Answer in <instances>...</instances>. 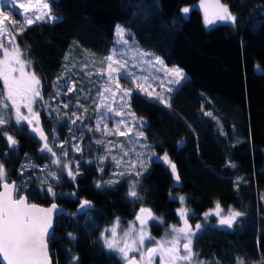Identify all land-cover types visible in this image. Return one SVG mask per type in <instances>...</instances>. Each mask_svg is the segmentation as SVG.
Listing matches in <instances>:
<instances>
[{"label": "trees", "instance_id": "16d2710c", "mask_svg": "<svg viewBox=\"0 0 264 264\" xmlns=\"http://www.w3.org/2000/svg\"><path fill=\"white\" fill-rule=\"evenodd\" d=\"M196 2L51 0L52 15L59 20L33 24L15 34L16 42L32 61L31 70L41 78L44 100L52 104L59 100L53 85L68 53L74 48L73 53L77 49L95 59L105 58L116 25H123L139 48L159 57L165 67L183 71L197 92V120L203 129L196 139L166 108L133 92L130 111L137 119L142 118L139 129L145 138L140 141V147L145 145L140 149L145 159L141 175L97 188V182L108 175L107 160L100 176L94 164H87L90 156L84 154L78 164L80 174L75 180L61 177L53 186L55 197L39 191L33 178L18 195L43 207L56 203L65 211L55 220L48 240L52 264H73V256L79 258L78 264H118L101 248V230L117 219L132 221L145 207L161 222L156 225L148 221L150 233L157 235L162 227L177 223L178 204L173 196L185 197V209L195 216L214 209L217 201L224 211L231 207L243 213L233 228H204L194 238L193 250L199 260L205 264H237V258H241L245 264H264V0H220L237 22L209 29L203 28L195 8L185 17L180 13L181 8ZM89 90L81 108L87 109L86 124L94 130L95 99L93 89ZM70 96L75 101V95ZM56 122L40 114L41 127L49 140L56 129L64 141L71 126L66 117L60 124ZM5 127L8 134H14L18 147L10 149L6 137L0 134V163L7 170L9 182L19 186L20 167L25 163L43 165L48 157L26 125L11 123ZM92 132L86 131L84 143L89 144ZM165 153L176 165V185L171 171L152 158ZM131 181H138L139 200L128 196ZM82 200L90 201L91 206L87 213L77 216Z\"/></svg>", "mask_w": 264, "mask_h": 264}, {"label": "snow or ice", "instance_id": "6c2138e0", "mask_svg": "<svg viewBox=\"0 0 264 264\" xmlns=\"http://www.w3.org/2000/svg\"><path fill=\"white\" fill-rule=\"evenodd\" d=\"M8 4H11L14 9H23V19L18 22L0 11V84H2L0 86V134L6 137L10 149L18 147V141L14 134H8L5 127L11 124L14 119L15 125H27L31 132L39 137V140L43 142L40 151L50 153L51 164L56 166L55 171L50 170L48 165L41 169L46 173V178L41 180V184H47V193L55 197L53 184L49 183L48 179L59 183L60 176L57 173L66 170L68 177L75 180L76 176L80 174L79 168L73 170L68 163L62 162L60 156L67 157V151H62L58 155L54 151L56 144L49 145V136L41 127L38 109L41 107L47 108L49 111H59V109H52L51 105L44 100L41 78L31 70L32 61L28 59V54L16 42V35L13 33L19 34L37 23H54L60 17L52 15L51 0H24V2L6 0L4 6ZM201 7L204 9L205 26L213 25L217 21L230 22L233 25L237 22V18L231 14L226 5L220 3V0H213L211 4H205L204 0H201ZM209 9L212 10V18H209ZM190 11L189 7L181 9L185 16ZM18 15H20L19 11L13 12V17ZM129 37L128 29L117 24L114 45L119 47L114 46L112 52L102 61L106 67L97 70L101 75L103 86L97 90L98 103L95 108L98 117L97 126L94 130L89 128V131L124 136L135 145L145 138L143 131L135 127L142 124V118L137 119L135 113L130 111V98L133 92L139 90L148 97L170 107L164 91L172 92L174 89L171 86L180 85L185 76L181 69H168L159 57L139 48L135 44L134 38L130 43ZM87 67L88 65L84 64L82 70ZM161 72L164 73L163 76L158 75ZM121 80L130 82L134 88L122 87ZM157 81H159L158 85H156ZM70 83L72 80L69 77L63 85L57 82L53 87L57 89L59 95L61 89L74 90V86L73 88L68 87ZM154 85L163 91L157 93ZM81 106L77 101L76 107ZM63 107L68 108L69 104L66 103ZM126 109L128 110L126 111ZM84 111L86 113L87 109L85 108ZM206 114L210 115V113ZM65 115L76 117L72 120L73 125L84 119L83 114H78L75 111ZM113 117H120V119L115 121L116 128L109 130L107 122ZM96 143L103 144L104 142L97 139ZM118 146L122 152L120 158L111 155V149ZM144 146L141 145V147ZM60 147L63 149L64 145L61 144ZM105 148L111 155V159L115 161L116 167L125 169L119 173H113V176H124L129 172L135 173L137 176L142 174L145 166L140 158L141 153H136V160L124 159L135 150L134 148L129 149L123 144L117 145L111 141L105 145ZM73 149L83 152L78 144L74 145ZM106 158L105 156L99 157L101 165ZM158 159H162L165 164L169 165L178 182L176 165L168 155L165 153ZM28 166L36 167L35 165ZM232 166L234 167V165ZM100 171L103 172L104 168L101 167ZM117 182L115 179H109L104 184L112 185ZM137 183L138 181L129 187L128 196L132 200L141 199L136 190ZM96 187L101 188L103 185L97 182ZM17 192L18 185L14 181L9 182L7 170L0 163V264H51L48 240L52 238L53 214L58 210L57 205L53 203L48 208L40 207L29 203L26 197L17 195ZM178 199L183 205L185 197L180 196ZM90 206L88 200L80 202V209ZM222 211L220 203L217 201L214 210L204 213L205 219L210 215H216L219 217L220 226L231 229L238 217L243 215L231 207L226 216L221 214ZM177 215L183 226H172L159 240L152 237L147 230L148 221L154 220L156 217L151 209L145 207L139 209L135 221L129 222L126 230L120 229V221L117 219L110 229L101 232L100 237L104 247L110 252L117 253L124 264H205L204 261L198 259V253L193 250V239L201 229V225L197 224L195 230L191 228L188 224V213L184 207L177 209ZM69 237L70 239L74 238L71 233H69ZM72 261L73 264H78L79 258L73 256ZM237 264H245V262L241 258H237Z\"/></svg>", "mask_w": 264, "mask_h": 264}, {"label": "rangeland", "instance_id": "374dc122", "mask_svg": "<svg viewBox=\"0 0 264 264\" xmlns=\"http://www.w3.org/2000/svg\"><path fill=\"white\" fill-rule=\"evenodd\" d=\"M19 2H24V0H19ZM212 2H213V0H204L205 4H211ZM5 3H6V0H0V11L9 15L10 17L16 19L18 22L22 21L23 9H18V10L14 9L11 4L4 6ZM187 7H189L190 9L195 8L197 11H199V13L201 15V24H202L204 29H209V28H211L215 25H218V24L229 23V22H224V21H217L213 25L205 26V24H204V9L201 7V0H197V2L195 4H193L191 6H187ZM14 11H19L20 15L13 17ZM211 12H212V10L209 9V18H212ZM180 13L185 17V15L181 11H180ZM37 24H39V23H37ZM13 34L15 35L16 33H13ZM114 41H115V29H114V33H113V43H112L110 53L112 52L114 46L119 47L118 45H114ZM130 43H131V40H130ZM73 52H74V48L72 49V52L68 53V55L66 56L67 59L65 61L64 69H63L61 75L58 77V78H60L59 81L57 79L55 81V84H57V82H59L60 85H63L64 81L70 77L72 80V83H70L68 85V87L73 88V86H74V90L73 91H67V89H61L60 94L59 95L57 94L59 100L57 102H53L50 105H51L52 109H59V111H56V110L49 111L47 108H43V107L39 108L38 110L40 111V114L42 112L45 113L48 120L50 118L55 120V121L57 120L56 123L62 122L64 120V117H66L69 125L71 126L70 129H68V135L64 141H63V139H61L59 137L58 132H56V129L51 131V139L49 140V145L52 146L53 143L56 144L54 151L58 155H60L62 151L68 152L67 157H64L62 155L60 156L62 162L68 163L69 166L73 170H75L78 167L79 162L82 161V159H83L82 156H84V154H88L90 156V159L87 162V164H90V163L94 164L95 168L97 169V171L99 172V174L101 176L102 172L100 171V168L103 167L105 160H107L108 175L104 179V181L101 183H102V185H105V186H111V185L104 184V182L108 181L109 179H115L117 181H119L122 178L130 179L131 176H135V173L129 172V174L124 175V176H118V175L113 176V173H119L121 171H124L125 169L123 167L117 168L115 161H113L111 159V155H116L118 158H120V156L122 155V152H121L120 147L118 146V147L112 148L111 149V155H109L108 151H106L105 145H107L108 142L111 141V142L116 143L117 145L123 144L129 149L134 148L135 150L130 152V155L127 157H124V159L125 160H136L137 159L136 153L137 152L140 153V149H141L140 143L134 145L124 136L105 135L103 132H98V131L92 132L93 138L91 139V141H89V144L84 143L85 139H86L85 135L87 134L86 131L88 132V130H89V127L86 124V115H88V111L85 113V111H84L85 109L81 108V107H80L81 111H79L78 110L79 107H76V104H77V101H79L81 104V100H83V99L87 100L88 97H87L86 92H90L89 89H93V92H94L93 97L95 99V101H94L95 104H94L93 128L95 129L97 126V119H98L96 111H95L96 103H98L97 90L103 86L101 83V75L97 70L105 68L106 65L104 63H102V61L105 58L95 59L94 57L90 56L89 54L80 53L79 51H77V49H76L75 53H73ZM78 52L80 54H78ZM84 64H87L88 67L85 68L84 70H82V66ZM73 65H75V67H73ZM166 68H168V67H166ZM168 69H172V68H168ZM89 73H90V75H89ZM158 75L163 76L164 73L161 72ZM158 83H159V81L156 82V85H158ZM120 84L124 88H134V85H132L130 82L125 81V80H121ZM156 85H154V87H155V91L157 93L163 91L160 87H158ZM0 86H2V84H0ZM171 87H173V89H174L172 92L169 93L167 91H164V95L166 97H168V103L170 104V107L166 106L165 104L160 103L158 100H155L153 98L148 97L144 93L139 92V90H135L134 93H137V94L141 95L142 97H144L145 99H147L149 101H153V102L163 106L164 108H166L172 115H174L175 117H177L178 119L183 121V123H185V125L189 128V130L193 134V136L196 139H198V137H200L203 134V129L201 128V126L197 120V113L199 111V106L197 104V92H196V90L190 85V83L186 77L183 79V81L180 83V85L171 86ZM56 92H57V89H56ZM70 94L75 95V101L72 99ZM66 103L69 104L68 108L63 107V105ZM127 110L128 109H126V111ZM73 111H75L78 114H83V116H84V119L81 121H78L77 124H75V125L72 124V120L76 119V117L75 116L69 117L68 115H65L66 113H71ZM50 114H52V115L50 116ZM119 119H120V117H113L112 120L107 122V128L109 130H114L116 128L115 121L119 120ZM11 123L15 125L14 119ZM54 126H56V124ZM135 127L140 128L141 124L136 125ZM97 139L102 140L104 142L102 144L103 145L102 150H101V144L96 143ZM142 140H144V139H142ZM61 144L64 145L63 149L60 147ZM77 144L83 150L82 153L77 152L73 149V146L77 145ZM42 153L48 157L47 163H45L43 165H39V166L35 165V164H31V163H25L22 165V166H24L23 170H22V166L20 167L19 172L22 175V179H21V182L18 186L17 195L19 194L20 190H23L30 185L33 178H34V182H35V187L39 191L47 192V184H44V185L41 184V180L46 178V173L42 172L41 169L45 165H48L50 170L55 171L56 166L51 164L52 157H51L50 153H46V152H42ZM101 156L107 157L104 160L103 165H101V162L99 159V157H101ZM140 158L144 162L145 159L142 158V156ZM152 158L155 161L161 162L164 166H166L171 171V168L169 167V165L165 164L162 159H158L157 157H152ZM28 165H35L36 167L33 168V167L28 166ZM57 174L60 176V178L65 177L68 180H72L68 177L66 170H64L63 172H58ZM171 174H172V171H171ZM173 180H174V185H176V181H175L174 176H173ZM48 182L52 183L53 186L55 184H57L56 182L51 181L50 178L48 179ZM132 184H133V182L131 181L128 185V191H129L130 185H132ZM47 195H49V194L47 193ZM49 197L52 198L51 195H49ZM179 197L180 196H173L172 197L178 204L177 209L184 207V205H182L180 200L178 199ZM261 202H262V205L264 207V196L261 198ZM177 209L175 211L177 223L175 225H166L165 227H162L161 231L157 235H152L149 231L150 225H147V230L152 237H154L156 240H159L165 236V233L167 231H169L172 226H177V227L183 226L182 221L180 220L179 216L177 215ZM214 209H212V210H214ZM228 210H225V211L223 210L221 214L226 216L228 213ZM209 211H206V212H209ZM206 212H204V213H206ZM187 213H188V224L191 226V228L193 230L196 229L197 224L201 225V229L199 230L197 235L200 234V232L204 228H209V227L214 228V229H221V230L229 229L226 226H220L219 225V217H217L216 215H210L209 217H207V219H205L204 213L199 215V216L192 215L188 210H187ZM135 216H136V214H135ZM116 221L117 220L113 221L107 227L103 228L101 230V232H104L106 229H110L116 223ZM133 221H135V217L132 221H128L125 223L120 222V229L126 230L128 225H129V222H133ZM149 222H153L156 225H160V223H161L157 218L154 220H149ZM137 226H138V224H137ZM99 240L101 243V248L105 252H107L108 254H111L115 258V260L118 262V264L124 263V261L121 259V257L117 253L110 252L104 247L103 241L101 240V237ZM193 241H194V239H193Z\"/></svg>", "mask_w": 264, "mask_h": 264}, {"label": "water", "instance_id": "95a60500", "mask_svg": "<svg viewBox=\"0 0 264 264\" xmlns=\"http://www.w3.org/2000/svg\"><path fill=\"white\" fill-rule=\"evenodd\" d=\"M30 132H31V129H30ZM31 134L39 141V143H41V144H43V142L42 141H40L39 140V137L38 136H36L34 133H32L31 132ZM20 196H24V197H26L25 195H20ZM27 199V198H26ZM28 201V200H27ZM53 203H51V204H49L48 206H46V207H44V208H48V207H51V205H52ZM56 204V203H55ZM57 205V204H56ZM38 206H40V205H38ZM40 207H43V206H40ZM57 211L53 214V228H54V223H55V220L57 219V218H59L60 216H62V215H64L65 214V211H64V209L62 208V207H59L58 205H57ZM88 210H89V207H87V208H84V209H80V204H79V206L77 207V209H76V215L77 216H82V215H84L85 213H87L88 212ZM139 212V210L137 211V213ZM136 213V214H137ZM137 224H138V222H137ZM53 228H52V233H53ZM48 248H49V245H48ZM49 258H50V255H49ZM50 261H51V258H50ZM51 264H52V261H51ZM124 264V263H123Z\"/></svg>", "mask_w": 264, "mask_h": 264}]
</instances>
